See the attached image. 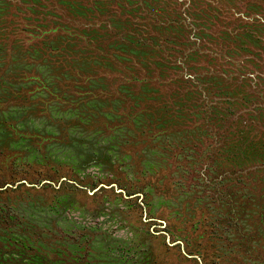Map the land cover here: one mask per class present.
Here are the masks:
<instances>
[{
  "label": "rangeland",
  "instance_id": "obj_1",
  "mask_svg": "<svg viewBox=\"0 0 264 264\" xmlns=\"http://www.w3.org/2000/svg\"><path fill=\"white\" fill-rule=\"evenodd\" d=\"M230 1L0 0V159L62 185L20 213L70 246L165 241L202 264H264V168L250 170L264 164V26L231 12L258 2L264 21V0ZM231 68L243 86L205 83Z\"/></svg>",
  "mask_w": 264,
  "mask_h": 264
},
{
  "label": "trees",
  "instance_id": "obj_2",
  "mask_svg": "<svg viewBox=\"0 0 264 264\" xmlns=\"http://www.w3.org/2000/svg\"><path fill=\"white\" fill-rule=\"evenodd\" d=\"M227 1L229 3L231 2L230 0ZM235 1L245 2L244 0ZM193 3L194 0H192V4ZM195 5L198 6L199 2H197V4L195 3ZM231 6V12L233 13L232 16L235 14L239 15V18H235L234 20L244 21L243 19H249L252 17V19L258 21V23H261L262 26H264V21L259 18L260 4L258 2L257 4H250L251 7H249V4L247 6L249 9H254L256 11L254 14L246 12V9L245 11L241 12L240 9L233 7V4ZM217 7L218 6L214 8ZM203 13L204 10H196L194 8L193 14L188 12V16L190 18L192 17V20L194 19L197 21L198 19H200L202 21H205V23H203L202 25L205 26L208 30L210 28L209 24H212L213 21L210 19V16H207L206 18L205 16L202 17ZM216 16L217 14L215 12V17ZM172 22L175 23L176 21L173 20ZM192 28L194 29L195 26H192ZM198 28H196L195 30H197ZM233 30L236 31L237 29L235 28ZM253 40L257 41V43L259 44L261 43L259 42V39L253 38ZM262 46L264 47V41L262 42ZM244 48L249 49L248 47H245V45ZM262 51L264 52V50ZM246 52L249 54L253 53L249 50H246ZM259 53H261V57L262 59H264V53ZM228 58V61L231 62L232 65L240 67L238 65L240 64V60H233L231 56H229ZM248 59L252 58L248 57ZM253 67L256 68V65ZM252 71L256 72L255 70ZM245 73L246 71L244 73H240L239 69L237 68H231L230 72L224 71L222 75H214L210 72L206 75L210 78H208L205 83L207 84L208 81L213 83L214 80H225L226 82H230L233 81L235 77H237L238 80H241V82L238 84L240 86H243V84L247 81L246 78L248 76H251L249 74L246 75ZM262 81L263 79H261L259 82ZM123 82L126 84L128 82L137 83L138 80H124ZM261 85L262 87L259 85V87L257 88L258 93L255 94L256 101L251 107V109L255 108L251 111V114H253L254 118H257L258 116L264 118V83H261ZM116 97L120 96L116 94ZM15 156H6L0 159V264H200L198 261L199 257H190V255H186L179 250L177 251L176 246H170L165 241H157L156 243H151L144 249H142L141 245H138L137 247L132 246L134 247V249H131L130 246H126L123 244H119L115 248H111L109 247V244H105V247L103 248L104 250L102 252L94 248V246L89 242L72 244V246L68 245L66 242H63V230H61L60 228L51 229L47 228L46 226L34 224L18 210L19 207L30 202V194L36 193L37 190L52 194L50 195L51 198L49 199L51 201L54 197L53 195L60 191V187H62V185H59L58 189H56L55 186L50 183L41 185L39 188H36L35 186H27L25 183H20L19 185L15 186L16 183L22 182L24 180H29V182L26 181L29 184H40L39 181L36 183H31L30 179L26 176H19L18 178H11L9 176L10 167ZM261 168H264V164L255 166L250 170L253 171L255 169ZM256 184L257 186H259L258 182ZM74 189L78 190L77 187H75ZM103 190L105 189H102L100 191ZM251 196L252 199H258V191L256 193L254 189ZM88 198L93 203L99 199L97 193L88 196ZM139 206L140 205L137 204V207ZM203 222L204 219L201 221V223ZM259 224L263 226L264 230V212H260ZM112 249H114V251L117 253V256H110ZM136 254H138L139 257H136ZM201 258L204 263L207 264L205 262V257Z\"/></svg>",
  "mask_w": 264,
  "mask_h": 264
},
{
  "label": "water",
  "instance_id": "obj_3",
  "mask_svg": "<svg viewBox=\"0 0 264 264\" xmlns=\"http://www.w3.org/2000/svg\"><path fill=\"white\" fill-rule=\"evenodd\" d=\"M20 183H25L27 186H35L36 188H39L41 185H44V184H48L49 182L48 181H42V182H40V184H29L28 182H26V181H22V182H18V183H16L15 184V186L16 185H19ZM7 186H12V185H7ZM104 187H106V186H100L98 189H96V190H93L92 191V194L93 193H95L96 191H98L100 188H104ZM190 257H192V256H190ZM198 261H199V263L200 264H202V262H201V260L198 258Z\"/></svg>",
  "mask_w": 264,
  "mask_h": 264
}]
</instances>
